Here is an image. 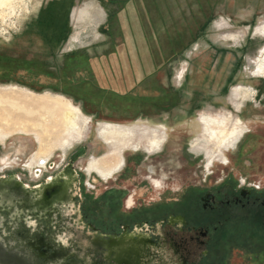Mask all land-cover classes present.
Wrapping results in <instances>:
<instances>
[{
  "label": "rangeland",
  "instance_id": "obj_1",
  "mask_svg": "<svg viewBox=\"0 0 264 264\" xmlns=\"http://www.w3.org/2000/svg\"><path fill=\"white\" fill-rule=\"evenodd\" d=\"M262 16L264 0H0V82L22 83H0V90L16 85L61 95L80 110L84 128L82 138L72 135L41 152L34 132L20 124L11 128L12 109L0 105L1 134L7 136L0 144L31 142L26 163L35 154L28 163L32 169L42 159L66 157L91 138L103 151L92 153L87 167L99 155L108 156L111 168L115 157L101 137L103 128L134 134L123 156L139 148L160 151L172 129L174 141L187 137L207 165L225 163L242 135L229 139L222 153L209 144L204 115H238L247 130L256 82L264 87L258 71ZM77 54L89 64L72 71L68 61ZM248 90L242 103L240 95ZM62 129L54 128L55 138L63 136ZM15 145L17 152L23 147Z\"/></svg>",
  "mask_w": 264,
  "mask_h": 264
},
{
  "label": "flooded vegetation",
  "instance_id": "obj_2",
  "mask_svg": "<svg viewBox=\"0 0 264 264\" xmlns=\"http://www.w3.org/2000/svg\"><path fill=\"white\" fill-rule=\"evenodd\" d=\"M256 84L248 128L226 164L207 165L187 137L174 141L172 129L160 151H127L107 177L88 170L87 158L103 151L91 138L66 157L42 159L38 171L31 163V173V142L0 144L4 257L11 264H264V87Z\"/></svg>",
  "mask_w": 264,
  "mask_h": 264
},
{
  "label": "bare ground",
  "instance_id": "obj_3",
  "mask_svg": "<svg viewBox=\"0 0 264 264\" xmlns=\"http://www.w3.org/2000/svg\"><path fill=\"white\" fill-rule=\"evenodd\" d=\"M258 71L264 75V51L261 61H259ZM249 91L240 95L243 97V99H240L242 103H244L245 97L249 96ZM0 105H8L12 109L15 118L12 119L14 125L11 128H17L20 124L24 128L26 127V131L34 132L40 144L41 152L50 149L51 146L65 144L72 135H76L79 139L83 137L84 128L79 125L80 110L61 95L50 92L37 93L13 85L8 89L0 90ZM241 105V102L237 104L239 110H241ZM204 117V130L209 144L221 152H223L221 148L227 146L229 139L243 135L246 132V127L242 124L238 115L229 118H218L209 115H204ZM55 127H63L62 130H65L61 138H55L57 134V132H54ZM9 130L15 131L14 129ZM1 132L2 129H0V139L4 140L7 136L6 134L5 136L2 135ZM100 134L104 138V142L113 149L114 165L111 168L107 167L109 159L108 156H105L101 159H93L88 170H95L107 177L122 164V149L132 140L134 134L129 130L116 126L105 127ZM236 144H234V147ZM227 162L228 158L225 163ZM116 166L117 168H115ZM25 167L26 170L32 172L28 164Z\"/></svg>",
  "mask_w": 264,
  "mask_h": 264
},
{
  "label": "trees",
  "instance_id": "obj_4",
  "mask_svg": "<svg viewBox=\"0 0 264 264\" xmlns=\"http://www.w3.org/2000/svg\"><path fill=\"white\" fill-rule=\"evenodd\" d=\"M86 56H82L80 54H77L75 58H71L68 63H69V67L72 71H75V69H84L86 68V66L89 64V61L85 58ZM77 58H84V60L80 61L77 60ZM67 60V59H66ZM77 66V68H76ZM66 93V92H65ZM68 94V93H67ZM129 95V94H128Z\"/></svg>",
  "mask_w": 264,
  "mask_h": 264
},
{
  "label": "water",
  "instance_id": "obj_5",
  "mask_svg": "<svg viewBox=\"0 0 264 264\" xmlns=\"http://www.w3.org/2000/svg\"><path fill=\"white\" fill-rule=\"evenodd\" d=\"M52 164V163H51ZM39 168H36V171H38ZM17 261V264H21V260L19 258L15 259ZM14 261V260H12ZM12 261H9V258L4 257V252L0 248V264H11Z\"/></svg>",
  "mask_w": 264,
  "mask_h": 264
},
{
  "label": "crops",
  "instance_id": "obj_6",
  "mask_svg": "<svg viewBox=\"0 0 264 264\" xmlns=\"http://www.w3.org/2000/svg\"><path fill=\"white\" fill-rule=\"evenodd\" d=\"M264 20V16H262L261 17V20H259L257 23H259V22H261V21H263ZM256 23V24H257ZM262 35V34H261ZM251 58V57H250ZM250 58H249V61H250ZM65 59V58H64ZM32 75H34V76H37L36 75V73H34V72H31V76ZM0 83H19V82H15V81H9V82H0ZM19 84H22V83H19ZM23 85H25V84H23ZM25 86H27V85H25ZM27 87H29V86H27ZM29 88H31V87H29ZM67 94V93H66ZM67 95H69V96H71V97H73L72 95H70V94H67ZM74 98V97H73Z\"/></svg>",
  "mask_w": 264,
  "mask_h": 264
}]
</instances>
